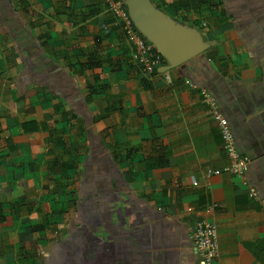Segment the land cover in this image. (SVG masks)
Returning <instances> with one entry per match:
<instances>
[{
	"label": "crops",
	"instance_id": "crops-1",
	"mask_svg": "<svg viewBox=\"0 0 264 264\" xmlns=\"http://www.w3.org/2000/svg\"><path fill=\"white\" fill-rule=\"evenodd\" d=\"M122 1L208 48L166 81L104 0H0V264H202L196 221L214 264H264V0ZM201 91L244 184L204 176L229 161Z\"/></svg>",
	"mask_w": 264,
	"mask_h": 264
},
{
	"label": "built area",
	"instance_id": "built-area-1",
	"mask_svg": "<svg viewBox=\"0 0 264 264\" xmlns=\"http://www.w3.org/2000/svg\"><path fill=\"white\" fill-rule=\"evenodd\" d=\"M107 4L109 14L114 19L115 24L119 25L128 44L131 46V58L147 74L159 73V69L165 65L164 59L155 51L149 43L136 29L129 13L122 0H104ZM164 75L168 81L166 73ZM206 105L213 113L217 122L219 134L222 141V149L229 164L220 169H207L204 176H220L222 174L231 175L244 184L245 173L249 164V159L241 155L236 147L233 134L228 126L226 119L218 114L213 99L201 91ZM196 186V182L192 183ZM249 197L256 198L257 193L254 189H249ZM189 235L193 241L194 250L201 259L202 264H214V260L219 255V243L216 226L212 223L194 222L188 227Z\"/></svg>",
	"mask_w": 264,
	"mask_h": 264
},
{
	"label": "water",
	"instance_id": "water-1",
	"mask_svg": "<svg viewBox=\"0 0 264 264\" xmlns=\"http://www.w3.org/2000/svg\"><path fill=\"white\" fill-rule=\"evenodd\" d=\"M130 17L138 32L164 59L166 64L159 69V73L182 66L208 48L194 30L179 27L153 11H149L144 18Z\"/></svg>",
	"mask_w": 264,
	"mask_h": 264
}]
</instances>
